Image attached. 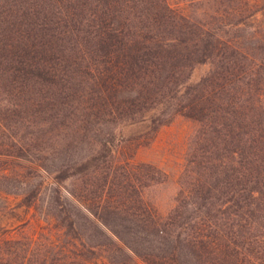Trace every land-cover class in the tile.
Segmentation results:
<instances>
[{
	"label": "trees",
	"instance_id": "trees-1",
	"mask_svg": "<svg viewBox=\"0 0 264 264\" xmlns=\"http://www.w3.org/2000/svg\"><path fill=\"white\" fill-rule=\"evenodd\" d=\"M158 28H164V38L146 36ZM193 32L168 0H0V179L13 175L10 162L35 166L41 131L45 136L98 120L134 121L153 108L159 85H164L165 104L179 100L169 114L198 122L226 119L206 107L215 102L210 97L214 92L234 93L223 73L216 71L188 87L189 102L183 103L185 94L177 83L181 69L168 50L177 46L175 34L192 37ZM208 50L206 45L193 51L201 58L197 62L209 60ZM199 91L203 95L198 98ZM250 101V110L264 120L261 90ZM20 128L27 132L19 135ZM236 136L233 170L239 169L234 157L243 155L238 143L250 150L247 161L239 160L242 187L233 188L217 206L202 197L198 213L183 224L177 209L163 217L144 206L132 183L133 170H120L113 160L100 167L97 183L86 189L89 207L83 208L105 238L99 264H130L128 253L143 264H264V129L240 141ZM98 144V154L46 173H54L59 184L64 177L88 171L110 151L108 140ZM37 195V189L22 193L21 202L30 207ZM61 206L56 218L73 234V242L2 241L0 264H96L70 256L78 247L75 240H81L80 223Z\"/></svg>",
	"mask_w": 264,
	"mask_h": 264
},
{
	"label": "rangeland",
	"instance_id": "rangeland-1",
	"mask_svg": "<svg viewBox=\"0 0 264 264\" xmlns=\"http://www.w3.org/2000/svg\"><path fill=\"white\" fill-rule=\"evenodd\" d=\"M168 2L180 9L194 30L192 37L178 38L179 34H175L177 46L168 50L169 55L177 58L175 63L181 69L177 83L182 85L185 94L183 103L189 102L188 87L198 85L216 71L223 73L231 87H235L234 93L214 92L215 97H210L215 102L206 103V107L220 111L226 119L219 117L212 124L208 118L198 122L180 114H169L179 100L165 104L164 85H159L154 89L158 95L153 108L134 121L106 124L98 120L85 123L83 127L78 125L81 129L75 125L45 136L41 131L42 142L33 154L35 166L24 160L10 162L7 167L13 175L7 180L0 179V242L32 240L59 246L73 242V234L64 231L56 218L62 205L64 213L80 223L78 233L81 240H75L78 247L70 256L78 255V259L99 264L104 257L101 245L105 238L97 223L85 218L88 214L83 208L85 205L89 207L87 187L97 183V171L109 160H113L120 170H133L132 183L141 192L144 206L163 217L177 209L181 213V224L198 213L202 197L209 198L207 203L214 202L217 206L225 202L233 188L242 187L239 182L243 178L238 171L243 166L242 161L248 160L250 150L248 145L238 143L243 155L242 158L234 157L239 169L233 170L235 136L238 135L240 141L264 129V120L249 106L257 89L264 94V0ZM146 36L162 39L164 28L153 29ZM206 45L209 60L201 64L197 62L200 56L193 51L198 53ZM154 50L159 52L158 48ZM198 93V98L203 95V92ZM234 102L236 106H233ZM40 128L36 127L37 130ZM24 131L27 129L20 128L19 135ZM100 139L108 140L110 153L105 151L103 162L95 164L97 166L64 177L58 180L59 184L53 178L54 173H46V170L55 171L63 165L79 163L98 154L102 151L98 144ZM69 173L76 171L70 170ZM33 189L38 190V195L27 207L21 202L22 193ZM261 217L263 220V213ZM116 256L125 260L119 253ZM126 261L143 264L131 253Z\"/></svg>",
	"mask_w": 264,
	"mask_h": 264
}]
</instances>
